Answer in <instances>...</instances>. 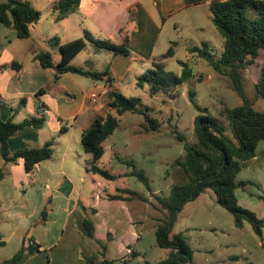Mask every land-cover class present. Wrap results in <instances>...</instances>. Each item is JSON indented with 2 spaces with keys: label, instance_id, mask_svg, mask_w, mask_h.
<instances>
[{
  "label": "crops",
  "instance_id": "1",
  "mask_svg": "<svg viewBox=\"0 0 264 264\" xmlns=\"http://www.w3.org/2000/svg\"><path fill=\"white\" fill-rule=\"evenodd\" d=\"M215 1L226 0H81L78 11L64 19L77 14L79 32H74L71 37L70 29H67V38H60L61 43L82 38L86 32L96 39L109 40L115 44L126 43L131 51L130 56H115L110 51L103 53L92 42H87L86 49L89 44L93 46V54L88 57L90 60H82L85 49L71 62L73 66L84 70H108L113 80L111 84L105 80L92 79L89 85L88 79L91 78L72 73L63 74L56 80L55 68H43L35 59L36 53L50 51L55 67L62 60L59 48L49 47L48 40L51 37L36 33L35 26L39 22L29 26L31 37L26 39L34 43L29 49L30 65L20 62L18 52L11 49L12 42L5 47L3 36L0 37V120H12L16 124L43 116L46 120L40 130L32 126L19 130L8 142L10 152L14 154L26 148H41L49 141H56V138L59 146L56 151L54 142L55 156L37 164L30 173L26 172L23 159L11 164L0 156V169L7 173L0 181V213H5L9 223L7 229L0 226V264L11 260L22 247L30 246L37 249L26 252L21 260L13 264H95L103 259L115 261L109 257L107 242L116 244L120 261L126 263L142 256L144 247L140 246V250L137 248L145 240L143 230L146 217L135 220V209L130 210L125 206V202L130 199L125 196L128 189H116L115 194L102 197L106 192L104 183L98 178L100 175L89 171L92 156L82 154L76 133L82 139L83 131L96 119H106L110 93L117 91L123 94V86L127 83L137 85V77L163 58V55L157 54L156 46L169 19L199 5L210 10V5ZM52 17L59 22L56 20L57 12H53ZM174 27L178 28V23ZM35 34L46 43V49L35 45ZM3 35L6 38V33ZM57 86V94L51 96L49 89ZM93 91L101 94L97 104L91 103L88 97ZM35 98L39 105L33 108L29 104L30 99ZM40 109L46 110L42 117L39 115ZM63 121L70 127L63 126ZM63 127L66 131L61 132ZM65 136L67 139L63 140ZM84 159L86 173L81 170ZM245 168L260 169L257 179L264 190V141L258 145L256 157L249 160ZM112 175L122 178L128 174ZM243 183L241 181V185ZM86 185L94 196L90 216L85 210L83 199ZM93 185H96L98 192L93 190ZM21 191V203L12 204L14 196H19ZM114 195L121 196L122 200H112L110 197ZM111 201H118V206L111 207ZM87 217L94 224V239L84 234ZM3 221L4 217L1 216L0 223ZM128 249L132 250L131 255L127 253Z\"/></svg>",
  "mask_w": 264,
  "mask_h": 264
},
{
  "label": "rangeland",
  "instance_id": "2",
  "mask_svg": "<svg viewBox=\"0 0 264 264\" xmlns=\"http://www.w3.org/2000/svg\"><path fill=\"white\" fill-rule=\"evenodd\" d=\"M7 1L0 0V3ZM30 1L42 13L41 20L35 26L38 35L42 34L51 38L59 37L65 40L67 29H70L71 37L74 36V32L78 31L77 14L59 22H56L52 17L54 12L52 8L58 0ZM210 17L212 16L209 8L199 5L169 19L163 28L156 52L164 56L169 49L173 48L174 55L161 58L158 61H162L168 71L178 76H181L183 72L180 61L187 63L193 72L190 82L181 85L175 92L174 98L165 94L152 97L148 92V87L142 89L133 83L123 86V94L128 98H141L142 102L152 109L151 114L161 122L162 127L160 132H147L143 116L127 113L120 117L119 128L104 143L106 154L100 166L114 175L122 173L128 175L112 181L98 176L104 183V189L106 188L102 197L109 196L116 189L125 188L133 191L136 195H125L130 198L125 202V206L130 210L131 208L135 209V220H138L139 217L147 219L143 230L145 240L141 241L137 248L140 250V246L144 247L142 256L125 263L119 259L116 244L107 242L110 250L109 257L114 259L117 264H154L164 261L170 256V250L163 249L158 245L155 234L158 225L168 220L167 213L160 208L158 198L169 197L172 186L185 180L181 175L182 169L177 165V161L183 160L185 156L184 143L178 140L174 132L177 131L184 135L188 141H192L194 138V119L199 113L190 102V90L195 91L198 105L208 109V114L221 123L226 134L232 135L229 123L223 113L228 109L240 106L243 103L242 99L232 89L226 76L215 72L209 63L200 57L199 52H190V49L196 46L202 49V43L206 42L209 45L210 53L215 58L221 57L224 39L213 25ZM175 23L179 25L176 29ZM0 27L2 29L0 37L3 36L5 47L12 42L11 49L13 52H18L19 61L30 65L29 49L34 43L30 40H20L12 30L4 26ZM4 33H6V38ZM38 35L34 36L35 45L46 49V43ZM92 47L90 44L88 45L82 60H90L88 57L93 54ZM101 51L108 52L107 50ZM263 66L264 50H261L254 63L249 64L243 71L246 94L252 100L254 108L260 112H264V100L257 97L255 83ZM149 68H153V65H150ZM91 82L92 79H88L89 85ZM57 90H59V86L49 89V93L51 96H55ZM29 105H32L33 108L37 107L38 99H30ZM108 112L117 116L115 110L109 108ZM62 123L63 126L70 127L67 122L63 121ZM65 139H67L66 136L63 140ZM76 140L84 155L79 133H76ZM54 142H56L57 151L59 148L57 146L58 139L56 138ZM132 161L135 162L136 169L142 171L147 177L149 188L138 177L131 176L134 168L128 163ZM82 164L81 170L86 173L85 159L82 160ZM259 171L258 168L247 169L244 167L237 178V182L243 181L244 183L237 189L236 194L240 206L255 212L259 219H264V190L261 182L257 179ZM93 190L98 192L96 185H93ZM83 192L86 193L83 195L85 210L90 216L94 196L87 185ZM19 194L17 197L14 196L12 204L21 203L22 191ZM118 203V201H111L110 204L113 205L111 207H116ZM81 212L83 213L82 210ZM1 216L4 217V221L0 223V226L7 229L9 223L6 221L5 213H0V219ZM179 234L183 236L194 253V260L191 264H247L248 262L264 264V228L263 235L260 237L255 233L252 225L247 222L242 228L236 227L234 217L217 203V196L212 190H207L197 200L185 205L177 217L170 237Z\"/></svg>",
  "mask_w": 264,
  "mask_h": 264
},
{
  "label": "trees",
  "instance_id": "3",
  "mask_svg": "<svg viewBox=\"0 0 264 264\" xmlns=\"http://www.w3.org/2000/svg\"><path fill=\"white\" fill-rule=\"evenodd\" d=\"M81 0H58L54 6L57 12V21L64 20L76 13ZM212 23L224 39V49L220 58H215L206 42L203 48L194 47L191 53L199 52L200 57L205 59L212 69L218 74L228 78L232 89L242 99V104L231 110H226V117L232 135L225 132L221 123L208 114V109L202 108L196 102V93L189 91V99L198 115L194 119V138L188 141L184 135L174 132L178 140L184 143L185 156L177 165L182 169V177L185 179L179 184L172 186L167 198H158L160 208L168 215V220L156 229L158 245L170 250V256L164 261L154 264H191L194 253L181 234L170 237L179 213L189 202L197 200L207 190H212L217 196V203L225 208L235 220V225L242 228L247 222L252 225L255 233L262 237L264 219L239 205L237 189L241 183L237 182L238 175L245 164L256 157L258 145L264 141V112L257 111L249 96L246 94L243 83V71L249 64L259 57L260 51L264 50V0H227L215 1L210 5ZM42 13L27 0H8L0 3V24L5 28L13 29L16 37L26 40L31 37L30 25L37 24ZM87 42H92L98 50H107L114 55L130 56L131 51L126 43L115 44L109 40L94 38L89 32L84 38H78L62 44L59 37L48 40L49 47L59 48L62 54L61 62L55 67L53 56L50 51L36 53L35 59L43 68H55L56 80L63 74L72 73L89 77L93 80H104L111 84L112 78L108 70L95 72L75 67L72 60L87 47ZM174 55L171 48L163 56L167 58ZM183 66L181 76L168 71L162 61H155L153 68L137 77V86L142 89L148 87L149 94L157 96L165 94L174 98L177 89L184 83L190 82L193 72L187 63L180 61ZM257 97L264 100V66L257 82L255 83ZM38 96V95H37ZM1 98V97H0ZM109 108L115 110L116 115L108 114L106 119H96L89 128L83 131L81 145L85 153L92 156L89 162V171L98 174L108 180H115L109 171L99 166L100 160L105 154L104 143L114 134L120 126V117L127 113L137 114L144 117L147 132H160L161 122L153 116L152 109L142 102L141 98H128L123 94L113 91L110 93ZM44 116L40 119L30 118L16 124L12 120H0V156L6 163H17L23 159L27 173L33 171L37 164L52 158L54 153V141L47 142L41 148H26L12 154L9 150V140L19 130L26 126H32L37 130L44 127ZM66 131L63 127L61 132ZM134 168L131 176L138 177L149 188V181L142 171H138L135 162L128 163ZM7 173L0 169V181ZM125 193L136 195L135 192L126 190ZM112 200H122L121 196L114 195ZM85 236L94 239L95 229L90 217L85 219ZM37 248L30 246L22 247L21 250L9 261L2 264H13L22 259L26 252H33ZM95 264H117L115 261L103 259ZM152 264V263H148ZM247 264H254L248 262Z\"/></svg>",
  "mask_w": 264,
  "mask_h": 264
},
{
  "label": "built area",
  "instance_id": "4",
  "mask_svg": "<svg viewBox=\"0 0 264 264\" xmlns=\"http://www.w3.org/2000/svg\"><path fill=\"white\" fill-rule=\"evenodd\" d=\"M106 79H107V77H104V80L106 81ZM89 100L91 101V103H93V104H97L98 102H99V100H100V97H101V94L99 93V92H97V91H93V92H91L90 94H89ZM46 113V110L45 109H40L39 110V115H40V117H42V114H45ZM127 253L129 254V255H131L132 254V250H130V249H128L127 250Z\"/></svg>",
  "mask_w": 264,
  "mask_h": 264
}]
</instances>
